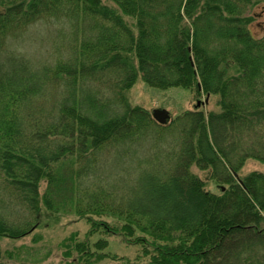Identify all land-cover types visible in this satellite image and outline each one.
<instances>
[{
	"label": "trees",
	"instance_id": "trees-1",
	"mask_svg": "<svg viewBox=\"0 0 264 264\" xmlns=\"http://www.w3.org/2000/svg\"><path fill=\"white\" fill-rule=\"evenodd\" d=\"M106 1L0 0V264L25 249L2 252V240L58 214L90 228L59 244L62 264L110 257L102 236L149 264H264V174L238 177L264 163V35L249 28L264 0ZM44 25L57 29L49 41ZM139 78L217 96L220 111L196 105L161 125L128 102ZM150 131L158 146L143 144ZM192 165L228 188L205 190Z\"/></svg>",
	"mask_w": 264,
	"mask_h": 264
},
{
	"label": "rangeland",
	"instance_id": "rangeland-1",
	"mask_svg": "<svg viewBox=\"0 0 264 264\" xmlns=\"http://www.w3.org/2000/svg\"><path fill=\"white\" fill-rule=\"evenodd\" d=\"M103 1L107 5L114 7L112 3L106 0ZM250 14L254 16V22L249 27L251 33L256 38H261L264 35V4L253 8L250 11ZM125 21L131 26L135 23L134 19L129 17H125ZM56 30L57 29H55V27L53 28L51 25H44L41 26L38 31H40L41 37H43L46 41H49L50 38L53 39V33ZM50 45L51 42L47 44V47ZM47 50L49 51L50 49L29 48L28 53L34 61L41 62L47 59L50 60L49 58L52 51L45 54ZM126 96L131 106L141 107L150 114H152L155 109L167 110L172 121L185 111L195 110L197 102L200 101L204 104L206 100V95L198 94L196 91H190L179 87L170 89L152 88L147 86L140 78L137 80L135 85L128 92H126ZM218 100L219 98L217 96L211 95L208 103L200 109L205 113V115H208L211 112L217 113L220 111ZM159 137L160 136L154 131H150L147 133L143 144H145L146 147L151 144L158 146L156 141ZM164 137L163 141L167 139L169 146L174 143V141L178 138V135L177 132H171ZM115 157L116 154L111 157V160H114ZM137 157L138 158L132 157V159H128L126 167L130 169L133 167V169H135L137 164H139L136 159H139L142 156L138 154ZM128 158L130 157L128 156ZM190 171L204 181L205 190L207 191L219 194L220 186L228 188L226 184H221L211 177V169L201 171L196 165H192ZM255 171L264 174V163L248 159L242 169L238 172V177L243 178ZM134 178L135 176H131V179L134 180ZM133 180H131V183ZM45 188L46 183L42 182L40 186V192L42 194L45 191ZM44 211L45 210H43L42 213ZM44 215H46V213ZM56 217L59 218L43 217L38 229L21 241L13 242L10 240H2V252H5V250L14 251L15 247L18 248L22 246H25V249L17 251L20 253L18 258L9 259L7 256L3 255L1 262L4 264H62V254L59 244L74 233L78 235L79 241H85V235L89 232L90 228L84 220H79L74 215L64 216L62 214H58ZM37 237H40V240L38 239L37 243H35L34 239ZM101 238L108 241V247L103 250V253L110 255V257L101 261H95L92 264H149L147 259L141 256L139 248L127 244L123 239L115 236H102ZM98 239H100V236H93L89 238V241L94 244ZM115 256L117 259L113 258ZM72 260H74V258L70 259V261Z\"/></svg>",
	"mask_w": 264,
	"mask_h": 264
},
{
	"label": "water",
	"instance_id": "water-1",
	"mask_svg": "<svg viewBox=\"0 0 264 264\" xmlns=\"http://www.w3.org/2000/svg\"><path fill=\"white\" fill-rule=\"evenodd\" d=\"M210 95L206 96V100L204 102V104L208 103ZM203 103L202 102H197V107H200ZM152 117L153 119L158 122L161 125H165L170 121V114L167 110L164 109H155L152 112ZM239 183L242 184V182L239 180Z\"/></svg>",
	"mask_w": 264,
	"mask_h": 264
}]
</instances>
